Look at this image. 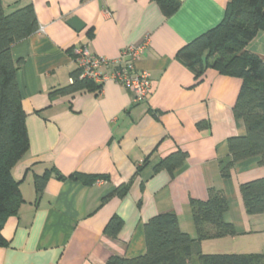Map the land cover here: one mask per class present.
Segmentation results:
<instances>
[{"label": "crops", "instance_id": "crops-1", "mask_svg": "<svg viewBox=\"0 0 264 264\" xmlns=\"http://www.w3.org/2000/svg\"><path fill=\"white\" fill-rule=\"evenodd\" d=\"M229 1L181 0L166 15L157 0H2L7 12L32 4L39 29L12 46L14 59H24L17 80L30 147L13 170L23 201L4 224L8 244L0 246V264H108L112 255L136 257L146 250L144 224L166 212H174L195 237L190 200H205L210 188L225 193V219L236 234L224 237L231 239L222 240L230 243L225 249L205 250L202 241L204 252L246 253L236 248L264 239V213L247 214L240 191L242 183L264 176V164L258 158L240 161L231 177L221 175L232 160L229 138L246 134L233 113L241 79L209 70L199 81L177 56L222 21ZM72 17L84 23L81 31L69 24ZM146 37L149 44L137 62L151 75L146 101L134 103L132 92L114 80H106L100 93L51 94L72 83L75 46L116 59ZM247 49L264 58V30ZM113 69L102 67L104 73ZM178 150L187 155L182 167L155 170ZM146 158L149 163L136 173ZM50 168L67 178L59 180L53 171L37 193L35 175ZM96 175L110 178L83 182L82 176ZM131 180L125 198L102 205L105 195ZM114 214L124 220L117 237L104 232ZM239 238L247 239L231 245Z\"/></svg>", "mask_w": 264, "mask_h": 264}, {"label": "trees", "instance_id": "trees-1", "mask_svg": "<svg viewBox=\"0 0 264 264\" xmlns=\"http://www.w3.org/2000/svg\"><path fill=\"white\" fill-rule=\"evenodd\" d=\"M166 15L173 14L181 0H157ZM39 29L36 11L32 4L16 7L10 12L5 10L0 0V246L8 244L2 234L5 222L18 214L23 201L20 180L14 176V167L26 155L30 142L26 127V112L22 105V95L17 80V71L24 59H14L12 46L34 34ZM264 30V0H230L222 21L215 27L188 42L178 51V58L190 66L196 78L209 70L222 75L241 79V87L233 113L242 119L246 134L231 136L229 150L230 163L221 168V175L229 178L232 168L240 161L258 158L264 164V58L247 49L248 44ZM103 83L91 78H82L78 68L72 73V83L67 87L53 91L67 94L80 90L100 93ZM186 153L178 150L162 158L155 170L166 168L174 171L185 162ZM146 158L138 166L139 173L149 163ZM53 168L43 174L35 175L37 193H42ZM59 180L67 177L55 171ZM78 178L77 175H70ZM87 185L106 175L82 176ZM132 180L116 186L102 199V205L110 199L125 198ZM240 191L247 214L264 213V176L246 181L240 185ZM197 234L192 236L184 231L174 212L160 213L144 224L146 250L136 257L112 255L108 264H189L192 259L200 264H263L262 253H204L201 242L208 238H220L235 235L231 222L226 221L229 209L228 199L222 190L210 188L205 200H190ZM124 227V220L114 214L106 224L104 232L117 237Z\"/></svg>", "mask_w": 264, "mask_h": 264}, {"label": "built area", "instance_id": "built-area-1", "mask_svg": "<svg viewBox=\"0 0 264 264\" xmlns=\"http://www.w3.org/2000/svg\"><path fill=\"white\" fill-rule=\"evenodd\" d=\"M148 44L146 37L138 44L127 46L116 59L98 56L86 45L75 46L72 52L82 78H91L97 83L114 80L132 92L133 102L137 104L146 101L151 91L150 73L137 68V62ZM107 65L114 66L112 72L102 71V67Z\"/></svg>", "mask_w": 264, "mask_h": 264}, {"label": "rangeland", "instance_id": "rangeland-1", "mask_svg": "<svg viewBox=\"0 0 264 264\" xmlns=\"http://www.w3.org/2000/svg\"><path fill=\"white\" fill-rule=\"evenodd\" d=\"M244 239H247V238H239L236 241H234L233 243H231V245H241V243L244 242ZM204 240H207V241H205L206 243H203L205 250H209V249L219 250V249H225L224 247L230 246V243H226L227 241H222V240H231V239H224V237H220V238H208V239H204ZM214 240H218V241H214ZM246 241H248V240H246ZM249 243L246 242L245 244H243L244 245L243 248H236V249H238V251H245L246 253H262V254H264V239L262 241H260V243H259V240L254 238V243L253 244L250 243V245H249ZM258 244H259V246H258ZM206 245H207V247H206ZM201 249H202V245H201ZM235 251H237V250H235ZM204 253H206V252H204ZM192 264H200V262H199V260L195 259V261L192 262ZM263 264H264V262H263Z\"/></svg>", "mask_w": 264, "mask_h": 264}, {"label": "water", "instance_id": "water-1", "mask_svg": "<svg viewBox=\"0 0 264 264\" xmlns=\"http://www.w3.org/2000/svg\"><path fill=\"white\" fill-rule=\"evenodd\" d=\"M69 24L72 25L77 31H81L84 28V23L80 21L77 17H72L69 20Z\"/></svg>", "mask_w": 264, "mask_h": 264}]
</instances>
